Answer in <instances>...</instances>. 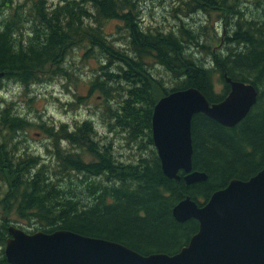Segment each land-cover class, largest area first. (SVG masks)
Returning <instances> with one entry per match:
<instances>
[{
	"label": "trees",
	"instance_id": "16d2710c",
	"mask_svg": "<svg viewBox=\"0 0 264 264\" xmlns=\"http://www.w3.org/2000/svg\"><path fill=\"white\" fill-rule=\"evenodd\" d=\"M42 1L12 5L13 0H0L1 79L25 88L55 76L61 79L70 73L62 64L75 47L96 50L107 61L97 62L83 98L97 91L109 129L120 132L128 148L139 147L142 156L137 161L115 160L114 148L110 142L101 144L91 119L69 128L45 126L47 158L16 155L8 145L14 144L18 131L33 124L14 112L12 104L0 109V127L8 132V141L0 144V264H9L3 249L8 226L15 224L11 216L21 222L14 226L28 233L64 229L116 241L144 255L178 252L198 222L173 219V206L187 195L200 204L230 179H247L264 165V160L256 161L264 151V0H252L257 10L251 13L242 11L243 0H216L219 22L224 20L227 30L221 37L213 32L203 43L198 39L205 28L194 33L179 15L177 30L141 26L134 0H58L52 9L44 8ZM211 1L189 0L185 6L178 0L174 16L182 14L181 9H187L184 16L191 15L198 4L210 9ZM109 20L123 23L124 37L110 40L103 35L102 26ZM222 39L214 50L213 42ZM193 46L207 56L197 58L189 51ZM150 57L166 69L175 86L167 88L151 74L145 62ZM224 74L252 83L258 90L256 103L233 127L202 113L194 115L193 169L208 178L191 185L182 178H167L156 150L149 147L155 103L188 87L199 89L209 102L220 101L229 89ZM113 92L120 101L116 108Z\"/></svg>",
	"mask_w": 264,
	"mask_h": 264
},
{
	"label": "water",
	"instance_id": "95a60500",
	"mask_svg": "<svg viewBox=\"0 0 264 264\" xmlns=\"http://www.w3.org/2000/svg\"><path fill=\"white\" fill-rule=\"evenodd\" d=\"M228 92L209 102L195 87L173 90L155 103L151 115L153 146L163 174L187 185L208 178L193 169L192 121L202 113L226 127L241 122L258 98L249 82L224 74ZM4 72L0 71V80ZM247 179H230L200 204L190 196L172 208L173 219H195L197 231L174 254H141L116 241L70 230L28 233L14 225L4 254L9 264H264V165Z\"/></svg>",
	"mask_w": 264,
	"mask_h": 264
},
{
	"label": "rangeland",
	"instance_id": "374dc122",
	"mask_svg": "<svg viewBox=\"0 0 264 264\" xmlns=\"http://www.w3.org/2000/svg\"><path fill=\"white\" fill-rule=\"evenodd\" d=\"M25 1L29 0H13L12 5H22ZM57 1L58 0H44L42 2L45 6L44 8L52 9L56 6L55 4ZM177 1L178 0H134V2H136L138 19L141 26H151L152 28L159 27L165 32L177 30V26L180 25V20L178 19L179 15L184 22L183 24L187 28L193 30L194 33L199 31L202 26L205 28L204 31L206 32L204 36L198 39L200 43H203L206 39L210 40L211 38L209 35L216 31L215 28H218V37L222 36V29L217 22V20H219L217 10H210V12L204 13L203 11L209 10L204 9L202 11L203 13L199 14L202 18L201 20H199L200 17L198 16L192 18L186 15L184 16L183 12L187 9H181L179 12H182V14L178 13L176 17L174 14L177 13L175 10L178 9L176 6L178 4ZM252 4H254L252 0H243L241 4L243 7L242 11L246 10L251 13V10H257L253 8ZM122 25L123 23L118 20L105 21L104 26H102L103 35H106L110 40L124 37L122 36L125 34ZM222 43L223 42L216 40L213 42L212 47L215 50L219 48L218 45ZM119 47L121 48L122 45ZM189 51L192 53L196 52L197 58L207 56L195 46L190 48ZM69 53L70 54L66 56V62L62 64L66 65L68 71H70L67 77L64 76L59 79L55 76L53 80L47 81V83H40L38 81L39 83L31 85L29 88H25L20 84L21 90L10 100L0 95V109L12 104L14 106V112L20 114L22 117H27L33 124L23 131H18L16 134L17 139L12 137L15 140L13 141L14 144L8 145V148L16 155L22 154L21 156H25V153L28 152L34 153L36 156L41 155L44 158L47 156L46 146L50 141L45 134V126H53L59 129V125L66 124L65 126L69 128V126H73L77 122L91 119L98 132L97 137H99L101 144H108V142H110L111 146L114 148L113 154L115 160L121 162L137 161V158L142 156L139 154V147L133 144L134 149L128 148L120 132L111 131L108 124H106L107 112H105V106L104 103H102L103 100L100 94L95 91L92 92L93 94L91 96H88V99L83 98L87 96L89 80H91L93 78L92 75L95 74L94 68L98 65L97 62H100V60L106 62L107 60L103 59L104 56L96 52V50L90 49L87 51L86 48L84 49L83 47H75ZM155 60V58L150 57L145 61L147 62L146 67L152 72L151 74L161 79L163 85L167 88L175 86L174 84L176 83L171 81V75L162 65L157 64ZM75 76L80 77V79L75 81ZM10 84H15V82L5 78L1 79L0 92L6 91ZM222 88L223 84L220 83L216 86V91L220 92ZM115 94L116 93L113 92L115 100L112 106L114 108L120 103L119 96ZM7 133L6 130L0 127V144L3 143L2 140L8 141L7 138H4ZM153 145L149 147L156 150ZM48 147L50 148V145H48ZM246 151H250L248 145H246ZM143 154L145 153L143 152ZM82 156L89 161L90 157L88 158L85 153H83ZM261 160H264V151L263 153L259 152L256 159L257 163H260ZM11 219L14 220V225L21 223L15 216H11ZM32 229L33 227L30 230Z\"/></svg>",
	"mask_w": 264,
	"mask_h": 264
},
{
	"label": "flooded vegetation",
	"instance_id": "af4514ba",
	"mask_svg": "<svg viewBox=\"0 0 264 264\" xmlns=\"http://www.w3.org/2000/svg\"><path fill=\"white\" fill-rule=\"evenodd\" d=\"M189 0H183V4L186 6V4L185 3H187ZM214 3H215V5H214ZM210 6H211V8L209 9V10H215L216 8H217V6H218V4H216V0H213V1H211L210 2ZM191 11V15H188L189 17H194V16H198V17H200L199 16V14H201V13H206L207 11H203V8H202V6H199V4H198V6H197V9H192V10H190ZM203 11V12H202ZM208 13V12H207ZM202 18L200 17L199 18V20H201ZM217 22L219 23V25H220V27H221V29H222V34L223 33H225V31L227 30V28H226V24H225V22H224V20L223 21H221V23L219 22V20H217ZM217 22H215V23H217ZM217 29L218 28H215V30H216V32H217ZM224 40L222 39V41L221 42H223ZM46 157V156H45Z\"/></svg>",
	"mask_w": 264,
	"mask_h": 264
},
{
	"label": "clouds",
	"instance_id": "9594fccd",
	"mask_svg": "<svg viewBox=\"0 0 264 264\" xmlns=\"http://www.w3.org/2000/svg\"><path fill=\"white\" fill-rule=\"evenodd\" d=\"M226 55V53H223ZM21 90V85L18 83L10 84L6 91L0 92L6 99H12Z\"/></svg>",
	"mask_w": 264,
	"mask_h": 264
}]
</instances>
